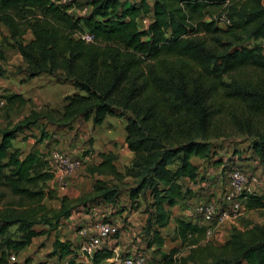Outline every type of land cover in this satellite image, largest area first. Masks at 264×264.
<instances>
[{
	"label": "trees",
	"instance_id": "1",
	"mask_svg": "<svg viewBox=\"0 0 264 264\" xmlns=\"http://www.w3.org/2000/svg\"><path fill=\"white\" fill-rule=\"evenodd\" d=\"M225 2L0 0V23L8 28L27 75L62 73L75 88L65 96L61 110L32 109L21 121L0 128V184L37 205L0 211V264H21L9 262L7 255L44 232L37 224L55 228L79 205L86 210L102 203L118 206L125 177L133 179L127 188L132 208L140 207V198L145 203L142 230L149 237L147 246L160 250L161 229L170 222L173 206L178 204L181 212L189 210L185 207L190 190L181 181L197 180L200 166L192 157L223 164L212 153V139L224 133V116L230 128L246 135L248 150L264 163V52L260 45L243 43L247 38H264V0ZM80 4L90 10L75 12ZM212 5L220 6L217 19L205 17ZM24 8L30 13L21 14ZM141 15L149 18L142 27ZM81 30L91 32L94 41L74 35ZM26 32L31 34L27 40ZM4 58L0 49V60ZM5 97L24 101L17 93ZM107 115L126 120L124 141L134 153L130 163L121 171L111 151H99L100 160L87 162L86 169L90 174L111 175L112 180L96 177L90 193L77 198L62 195L56 209L46 207L43 198L55 196L46 188L53 177L46 154L39 148L24 152L13 140L41 118L65 128L77 120L101 124ZM41 135L37 141L49 136L44 130ZM240 196L246 209H264V193L244 190ZM210 200L221 203L223 195ZM13 225L18 238L9 234ZM173 233L186 252L180 254L178 246L172 247L162 254L166 263L264 264V223L233 226L228 238L217 244L206 237L205 226L181 214L174 218ZM79 244L56 237L47 256L56 255L61 264H99L114 254L103 244L89 262L80 261L74 253Z\"/></svg>",
	"mask_w": 264,
	"mask_h": 264
},
{
	"label": "rangeland",
	"instance_id": "2",
	"mask_svg": "<svg viewBox=\"0 0 264 264\" xmlns=\"http://www.w3.org/2000/svg\"><path fill=\"white\" fill-rule=\"evenodd\" d=\"M78 1L80 2L82 0ZM123 1L139 2V0ZM81 6H83V4L76 6L73 8V10L79 13V8ZM208 9L209 11L205 17L207 19L210 17L217 19L220 6H208ZM28 10L29 9L24 8L20 13L29 14L30 12ZM148 21L149 18H147L146 15H141V17L138 19L139 26H145ZM30 36L31 34L26 32L24 34V39L27 40L30 38ZM243 43L248 46L260 45L264 52V38H247ZM0 49L5 54V58L0 60V100L5 99V103H0V128L11 126L16 122L21 121L27 114L31 112L32 109L39 110L44 107H51L58 110L62 109L66 102L65 96L75 91V88L70 80L66 79L62 73H44L30 78L24 69L25 63L22 61L21 55L13 44V40L10 38L9 30L3 23H0ZM12 93L20 94L22 98H24V101H8L5 96ZM86 121L77 120L72 125V127L66 126L65 128H62L56 127L53 124L47 122L46 119L41 118L35 124H33L29 130L20 133L18 137L13 140V144L18 146H23V144H26V146L29 148L32 144L36 143L38 138L42 136V130H44L46 134H50L52 139H57L59 141L62 140L63 144H65L64 147L57 146L55 143L53 144L49 137H45L42 141L41 146L43 152L46 154L45 158L47 160V167L51 172H53L52 163L49 160L50 149L58 148L67 150L66 144L68 143L75 149L73 151L75 154L88 152L90 155H92L91 160L89 161L91 164L96 162V160L93 158L97 157L95 155L96 149L89 147V144H91V142L94 140V137L97 139L96 145L102 149H109L112 146L118 147V142L120 141L121 143L122 139H125L126 120L124 117L107 115L101 124L96 125L93 124L91 120L88 123ZM222 122L224 133L219 137L212 139L214 142L212 153L216 154V157L221 158L223 164L221 166H216L213 164L214 161L212 160L207 163L205 161L204 163V161L199 162L198 159H194L196 162H198V165L202 170V174L205 173L204 180H210L211 182L214 180L215 182H212L215 184L212 189H210V186L206 184L202 185L201 183H198L197 193H199V195H203V198L207 197L208 199H211V196L213 195L214 199L218 201L221 195H223V186L227 180L226 170L230 167H239L246 174H248L249 177L254 176L256 180L252 181V190L258 193H264V163H261L256 158H254L252 153L248 150L247 146L249 139L245 134L238 133L230 128L229 124H227L225 116L223 117ZM95 126L97 129L96 133H94ZM54 134L56 135L54 136ZM108 141H112L113 143L109 144ZM48 144H51V146H49L47 149L46 146ZM117 157V168L119 169L120 165V170L123 171L126 164L130 163L126 151L124 150V144L118 150ZM86 167L87 164H85L84 167L77 169L75 173L79 172L78 174L85 175V173L88 172ZM212 176H214V178L210 179ZM109 180H112V177L109 178ZM132 182L133 179L131 177H125L121 182L120 187L122 193L120 194L118 200V206L115 208H110L109 204L105 203L98 204L93 206V213H91L90 216H85L84 213L88 212V210L79 205L72 212V217L68 220V222H65V220L60 222L59 226L56 228V232L60 236L66 237L71 233L78 231L80 228L93 227L95 222L98 220H109L119 226V231L117 234L111 235L109 238H107L104 244H109L110 247L119 245L116 251L120 256L134 255L138 251H141L151 264H172L165 262V259L162 256V254H164L163 252L160 250H155L154 247L147 246V240L149 237H147L141 229L142 225L140 223L143 220V209L145 207V203L143 199L140 198V207L138 209L132 208V202L127 194L128 185H130ZM182 184L183 186H186V182L185 184ZM46 188L52 189L55 196L50 198L44 197L42 203L48 208L56 209L60 204L59 195L62 196L65 191L61 190L59 186L52 181V179L46 182ZM213 188L214 191L218 192L217 195L214 192L213 194H209L211 190L213 191ZM79 196H82V194L69 197L77 198ZM195 199H199V197H194L192 200L190 199V204L188 203L185 208L190 209L194 201H196ZM30 207H37V205L25 197L12 193V191L6 185L0 184V211H10L12 209L19 211L26 210ZM122 208L125 209L121 210ZM172 210V219L174 222V218L183 214V212H181L182 210L178 204L173 206ZM122 211H126L124 215ZM134 211L137 212L135 215L136 217L129 219L130 214ZM184 212H186V210ZM254 212V221L264 220V214H259V210H254ZM133 221H135V223H133ZM136 221H138V223H136ZM41 226L42 224H37L36 228L40 230ZM63 226H65L66 231H63ZM9 234L14 238H18L20 236V233L16 230L15 225L9 228ZM162 234L164 235V240L166 241L164 245L166 254H168L170 249L174 246H178L180 254L186 252V250L180 246V241H176L174 237L172 223H168V225L165 226ZM223 236L222 239L224 240ZM52 237L53 236L47 235L41 239L35 238L32 240L31 244L24 247L23 249L18 251L11 249L10 251L16 253L20 262H24L25 259L29 258L31 260L29 263L35 264L38 260L47 259L49 257L47 256V253L51 250L50 247L53 240ZM158 251L161 253L159 254ZM108 261L109 259L102 261L99 264H106ZM47 262L49 264H56L57 259L52 257L49 260L47 259Z\"/></svg>",
	"mask_w": 264,
	"mask_h": 264
},
{
	"label": "built area",
	"instance_id": "3",
	"mask_svg": "<svg viewBox=\"0 0 264 264\" xmlns=\"http://www.w3.org/2000/svg\"><path fill=\"white\" fill-rule=\"evenodd\" d=\"M51 2L62 4L66 2H74L76 0H49ZM226 0L225 3H227ZM90 10L89 5H83L79 8V14H86ZM146 20V19H145ZM86 42L94 41V35L87 31L81 30L74 33ZM0 103H5V99H1ZM92 155H75L63 149H50L49 160L52 163L53 176L59 181L61 186H66L68 177H70L77 169L84 166L91 160ZM227 180L224 183L222 202H215L206 198H199L194 201L192 207L183 215L189 217L199 225L205 226V235L208 239H213L216 228L226 219L234 220L244 209L243 198L240 196L242 191H253L251 188L252 181L256 180L254 176H248L239 167H230L226 170ZM191 201V200H190ZM79 234L82 237L79 246L75 250L78 259H89L90 256L100 248L105 240L111 235L119 231V226L111 221H97L91 230L83 227L80 228ZM110 257V261L116 264H151L142 252L134 255L120 256L116 249ZM9 262H20L16 253L10 252L7 255ZM21 264H30L20 262Z\"/></svg>",
	"mask_w": 264,
	"mask_h": 264
},
{
	"label": "crops",
	"instance_id": "4",
	"mask_svg": "<svg viewBox=\"0 0 264 264\" xmlns=\"http://www.w3.org/2000/svg\"><path fill=\"white\" fill-rule=\"evenodd\" d=\"M150 3L152 2V0L151 1H149ZM90 120H87L86 122L88 123ZM96 126H95V128H94V133H96ZM56 134H54V136H55ZM18 137V136H17ZM16 137V138H17ZM49 138H50V141L54 144H56L57 146H63L64 147V145L65 144H63V141L62 140H57V139H52V137H51V135L49 134V136H48ZM59 137V136H58ZM53 141H52V140ZM59 139V138H58ZM42 141H43V139L41 140V141H37L36 140V143H34V144H32L29 148L26 146V144H23V146H18V145H14L15 147H19L22 151H24V152H27L29 149H31V148H39L41 151H43V149H42ZM96 142H97V139H96V137H94V140L91 142V144H89V147H91V148H94V149H96V151H95V155L97 156V157H94L93 159H95L96 160V162L97 161H99L100 160V156H99V154H98V152L99 151H102V152H112L115 156H116V158L114 159V164L116 165V167H118V157H117V153H118V150L121 148V146L124 144V150L126 151V154H127V157H128V159L129 160H131L132 159V157H133V155H134V153H133V151H131L130 149H128L127 148V146H126V143H125V141L122 139V142L120 143V141L118 142V147H116V146H112L111 148H109V149H106V148H104V149H102L101 147H98L97 145H96ZM98 142H99V139H98ZM109 142V144H111V143H113L112 141H108ZM101 144V143H100ZM67 145V150H69V151H74L75 149L71 146V145H69L68 143L66 144ZM49 146H51V144H48L47 146H46V148L48 149L49 148ZM194 159H198V161L199 162H202L203 161V159H201V158H199V157H192V161L194 162V163H196V164H198V162H196V160H194ZM205 163V162H204ZM119 164H120V162H119ZM126 165H128V164H126ZM85 166V165H84ZM84 166H82V167H84ZM119 170H120V165H119ZM79 173V172H78ZM78 173H73L70 177H68V182H67V185L66 186H61L60 185V183H59V181L53 176L51 179H52V181L53 182H55L58 186H59V188L61 189V190H64L65 192H64V194L63 195H68V196H76V195H78V194H88V193H90L91 191H92V188H93V182H94V179L96 178V177H100V178H103V179H109V178H111L112 176L111 175H105V174H96V173H94V174H90L89 172H86L85 173V175H81V174H78ZM205 176V173L204 174H202V170H201V168L199 167V169H198V176H197V180H189L188 178H184L181 182L182 183H184L185 184V182H186V186H184V189L185 188H189V190H190V194H189V197L191 198V197H193V198H191V200L192 199H194V197L195 198H197V197H203V195H199V193H197V186H198V183H201L202 185H204V184H206V185H208V186H210L209 188L210 189H212V187L215 185L214 183V180H212V182H214V183H212L210 180L209 181H206V179L204 180H199V176ZM214 178V176H212L210 179H213ZM209 183V184H208ZM207 190V189H206ZM213 192L214 193H216V195L218 194V192H216V191H214V188H213V191L211 190L210 192H209V194H213ZM59 195V194H58ZM59 196H61V195H59ZM207 198V197H206ZM211 198H213L214 199V196L212 195L211 196ZM94 208L92 207V208H90L89 210H88V212H86V213H84L85 214V216H90L91 215V213H93L92 212V210H93ZM254 210H259V214L261 213V214H264V209H246L245 207H244V209H243V211L234 219V220H230V219H226V220H224L217 228H216V232H215V234H214V237H213V239H215V240H213V242L214 243H217V244H221V243H223L227 238H228V236H229V233H230V231H231V228L233 227V226H236V227H239V228H244V226L246 225V223H247V221H251V222H258V223H264V220L263 221H254L253 220V217H255L254 216V214L253 213H255L254 212ZM123 212V215H124V213L126 212V211H122ZM136 213L137 212H133V213H131L130 214V216H129V219L130 218H132V217H136L135 215H136ZM122 214V213H121ZM264 216V215H263ZM72 217V215L69 217V218H67V219H64L65 220V222H68V220L70 219ZM145 219H146V214L144 213L143 214V220H142V222H140L141 223V225H142V227L144 226V224H145ZM133 223H135V221H133ZM136 223H138V221H136ZM172 223V227L174 226V222H173V219L171 218V220H170V222H169V224H171ZM65 225V224H64ZM59 226V225H58ZM62 226V225H61ZM56 228L57 227H55V228H48V226L47 225H45V224H42V226H41V229H43L44 230V232L43 233H40V234H38V235H36L35 237H33V239L32 240H34L35 238H38V239H41L42 237H44V236H47V235H49V236H53L52 238H53V240L56 238V237H59L61 240H64V239H69V240H71V241H73V243L75 244V245H77V244H79L80 243V241L82 240V237H81V235L79 234V231H76V232H73V233H71L69 236H66V237H63V236H60L57 232H56ZM85 228H87V229H92V227L90 228V227H85ZM165 227H163L161 230L163 231V229H164ZM142 229V228H141ZM39 230V229H38ZM63 231H66V229H65V226H63ZM57 233V234H56ZM55 235H57V236H55ZM224 235V236H223ZM222 236L224 237V240L222 239ZM53 240H52V242H53ZM176 241H179L178 239H176ZM52 242H51V247H50V249L52 250ZM165 240H164V245H165ZM31 244V243H30ZM164 245H163V247L160 249V251L161 252H163V253H166V250L164 249ZM107 246L108 247H110L109 246V244H107ZM118 247H119V245H115L114 247H111V248H113V249H118ZM50 250V251H51ZM159 252V251H158ZM161 252H159V254L161 253ZM50 257V258H49ZM47 259L49 260V259H51L52 257H54V259H57V263L56 264H61V261L57 258V256L56 255H53V256H49ZM38 259H40V258H38ZM47 259H40V260H38V261H42V260H44V261H46V264H49L48 262H47ZM78 260H80V261H84V262H87V261H89V259H78ZM109 260H110V258H109ZM31 261V260H30ZM29 261V262H30ZM37 261V262H38Z\"/></svg>",
	"mask_w": 264,
	"mask_h": 264
}]
</instances>
